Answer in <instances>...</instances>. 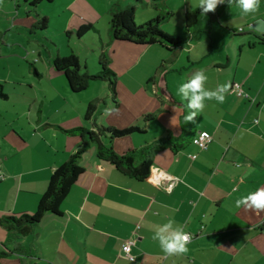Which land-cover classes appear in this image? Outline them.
<instances>
[{
  "label": "crops",
  "instance_id": "crops-1",
  "mask_svg": "<svg viewBox=\"0 0 264 264\" xmlns=\"http://www.w3.org/2000/svg\"><path fill=\"white\" fill-rule=\"evenodd\" d=\"M224 5L226 2L216 9L215 21L209 22L204 16L209 28L206 42L191 31L192 26L185 43L174 49L160 44L137 45L114 40L109 29L107 45H122L132 63L150 49L160 51L171 64L178 56V73L182 75L187 69L186 81L194 71L203 69L208 77L206 89L215 90L218 85L238 82L251 99L236 97L229 90L223 103L206 100L204 110L195 118L194 139H189L177 151H158L143 179L129 177L99 159L94 145L89 143L78 159L83 172L62 201L59 215L44 214L17 239L0 225V252L4 248L13 249L16 242L29 250L0 255V264H264V211L256 214L235 205L240 197L264 188V150L257 152L256 149L252 155L242 147L248 136H253L244 128L246 125L252 128L255 124L264 132V35L249 28L256 20L264 19V6L243 17L244 29L233 30V34H248L247 37L232 36L221 41L210 36L212 24L225 27L231 22L218 18L220 7H239ZM118 9L123 7L109 9L108 14ZM55 11L58 17L69 12L63 29L72 37L75 32L76 46L90 31L79 37L76 30L85 22L95 25L93 18L86 19L92 10L84 6L69 3L56 6ZM40 13L34 21L27 18L17 22L20 30L34 35L38 29L36 22L45 16L44 12ZM4 45L8 44L2 40L0 57ZM21 48L19 56L15 55L28 60L31 51ZM199 48L201 52L193 54ZM250 50L258 51L259 56L248 63L245 58ZM38 54L39 59L30 60L25 73L33 80L27 85L30 92L22 90V79L17 78L20 71L0 68V90L6 94L0 97V216L21 217L34 213L52 171L86 139L67 130L76 127L95 130L94 122L105 121L115 128L137 125L143 129L121 137H105L104 142L117 153L137 149L168 135L191 136L181 126L182 117L190 111L187 101L179 97L178 101L162 98L153 105L137 100L125 106L117 102L112 109L114 116L108 113L101 120L95 114L99 105L92 118L85 119L90 100L79 96L84 90L71 92L63 74L52 66L53 57L59 53L48 55L42 67L38 65L40 51ZM81 69L90 73L86 65ZM8 83L12 85L11 93L7 91ZM148 114L152 117L143 120ZM200 130L212 136L203 150L195 143ZM262 143L264 148V140ZM157 180L162 185H157ZM169 183L172 188L167 191ZM168 220L192 235L185 254L165 256L158 241L152 239L155 227ZM130 239H134L131 248L134 260L128 259L122 250L124 242Z\"/></svg>",
  "mask_w": 264,
  "mask_h": 264
},
{
  "label": "rangeland",
  "instance_id": "rangeland-1",
  "mask_svg": "<svg viewBox=\"0 0 264 264\" xmlns=\"http://www.w3.org/2000/svg\"><path fill=\"white\" fill-rule=\"evenodd\" d=\"M31 2L32 0H0V39L6 41V44H8L1 47L0 68L5 71H20L22 76L17 75V78L22 79V83L24 84L22 85V90H29L27 85L33 82L30 75H26L25 73L29 66V61L39 59V51V66L46 65L48 55L58 52V55L62 57L73 53L80 57L81 67L86 65L90 74H97L101 71L102 66H100L99 60L104 59L106 60V66L114 74L109 75L110 79L91 81L88 88L79 93L81 98L85 97L87 100H91L92 98L101 99L100 109L98 113H95L99 120L104 119L108 113L114 116L112 109L117 102L125 106L135 100L148 105H153L162 98L178 101L179 97L184 101L178 94V87L180 84L186 82L185 74L187 69L182 71V75L178 73V56L175 58L173 64H171L165 60L166 57L160 51L150 49L148 53L141 57L139 56L132 63L131 60L127 59L128 57L122 45H107L109 38L108 22L110 18L108 10L115 7L135 6L134 21L138 25L149 19H153L161 10H167L172 15L161 23L160 28L174 37L186 38L188 29L185 27V10L195 9L198 0H53L51 2L41 0L34 5V8L29 4ZM225 2L226 5L224 6H238L234 1L229 5L227 0ZM69 3H72L73 6H84L88 11L92 10L91 16L89 15L86 19L93 18L94 26L97 30L96 33L90 30L83 36L80 41L81 43L78 42L77 46L74 37L75 32L72 37L70 34L67 35L63 29L64 19L69 12L66 11L65 15L58 17L55 11L56 6H67ZM218 6H222V4ZM259 6H264V2ZM40 12H44L48 18L47 27L43 30L35 29V34L31 36L27 32H22L17 22L26 20L27 18L34 21L37 19L36 14L39 15L41 14ZM28 13L31 16L27 17ZM244 16L247 15L243 14L239 7L237 9L220 7L218 18H226V20L231 22L229 24L226 23L225 27L212 24L210 36L221 41H224L223 38L230 39L232 36H238L240 39L247 37L248 34H233V30L238 31L239 28H245V24L241 22ZM87 23L85 22V24ZM191 31L199 39L207 41L209 28L204 16L198 15L197 23ZM98 34L101 36L102 45ZM203 45L206 47V43H203ZM234 45L235 51H237V41L234 42ZM21 47L31 51L28 60L18 57L19 51L22 49ZM101 49L105 51V55L101 54ZM197 52L200 53L201 49H196L193 54H197ZM9 53H13V55L9 56ZM249 54L247 59L245 58V61L248 63L259 56L258 51L252 52L250 50ZM182 58L184 57L181 56ZM30 66L32 69L33 65L30 64ZM114 76L115 91L112 89L110 83V81L114 80ZM11 87L12 85L8 83L7 91L9 93L12 92ZM234 96L239 97L237 95ZM249 97L251 99L250 95ZM102 124L107 125V122L105 121ZM244 128L253 134V136H248L245 144H242L245 152L254 155L256 149L257 152L260 149L264 150L262 143L264 132L255 124H252V128H249V125H246ZM251 138L253 139L252 141L250 140ZM255 141L256 143H254Z\"/></svg>",
  "mask_w": 264,
  "mask_h": 264
},
{
  "label": "trees",
  "instance_id": "trees-1",
  "mask_svg": "<svg viewBox=\"0 0 264 264\" xmlns=\"http://www.w3.org/2000/svg\"><path fill=\"white\" fill-rule=\"evenodd\" d=\"M27 1V0H24ZM41 0H32L30 5L34 6ZM53 1V0H46ZM234 3L235 0H233ZM237 4V3H236ZM134 9L135 6H127L123 9L115 10L109 18V34L110 37L118 41H127L137 45H150L160 44L168 49H174L178 46H182L185 43V38L174 37L160 28L162 22L166 21L171 12L167 10H161L153 19H149L144 23L138 25L134 21ZM200 9L196 8L193 11L185 12V27L190 29L197 22ZM209 22L217 19L216 12H210L205 15ZM48 19L46 16H41L36 22V27L43 30L47 27ZM89 30H96L90 23L81 25L76 30V35L81 37ZM70 32L66 31L68 35ZM0 39V43H1ZM101 71L97 74H90L82 71L78 57L71 53L68 56L55 55L52 59V66L54 69L63 74L66 83L73 93L81 92L88 88L91 81L104 80L109 78V75H114L106 66V60H99ZM33 65V64H32ZM34 73L37 71L32 67ZM112 89L115 91V76L114 80L110 81ZM0 97H6L0 90ZM101 99H91L86 106L84 117L89 120L92 118L97 107L100 105ZM189 111H191L189 109ZM150 114L144 115L143 120L150 119ZM95 130H85L83 127H76L67 132L78 133L82 138H86L82 141L81 146L77 151L72 153L68 159L56 167L49 176L48 183L45 191L38 200L34 213L25 214L21 217H15L13 215L0 216V225H4L14 239L26 234L29 228L38 222L44 214L52 213L59 215L61 213L60 205L71 186L74 184L78 176L83 172V168L78 164V159L85 151L87 145L92 143L95 147L96 155L99 159L104 160L112 164L121 173L135 178H145L154 161L155 154L163 149H170L177 151L189 140L194 139V122H186L184 117L181 119V126L184 133L188 132L191 136L189 138L174 137L168 135L164 138L157 139L137 149L128 150L125 153H117L114 151L111 145L104 142L105 137L115 138L125 135H130L134 132H142L143 129L137 125H130L125 128H115L109 125L93 123ZM10 234V235H11ZM11 252L28 253V248H24L20 243L16 242L13 249L8 250L4 248L0 255H5Z\"/></svg>",
  "mask_w": 264,
  "mask_h": 264
},
{
  "label": "clouds",
  "instance_id": "clouds-1",
  "mask_svg": "<svg viewBox=\"0 0 264 264\" xmlns=\"http://www.w3.org/2000/svg\"><path fill=\"white\" fill-rule=\"evenodd\" d=\"M245 15L255 13L259 8L260 0H235ZM225 0H198L196 8L200 9L201 16L207 13L215 12L218 5L224 4ZM228 5L233 0H227ZM250 30L255 31L259 35H264V19L255 21V25H249ZM208 77L203 69L194 71L186 82L178 87V94L187 101V107L191 110L184 117L186 122H195L197 113L202 112L205 108L206 100H215L223 103L225 95L229 93L232 87L231 83L218 85L215 90L205 88ZM235 190V189H234ZM237 208L243 206L245 210H251L256 214L264 211V188H259L255 192H250L246 196H242L235 201ZM153 240L158 241L161 251L165 256H178L188 251L187 244L191 241V235L176 225L173 220L157 225L152 236ZM129 251L128 246L124 249ZM134 259V258H133Z\"/></svg>",
  "mask_w": 264,
  "mask_h": 264
},
{
  "label": "built area",
  "instance_id": "built-area-1",
  "mask_svg": "<svg viewBox=\"0 0 264 264\" xmlns=\"http://www.w3.org/2000/svg\"><path fill=\"white\" fill-rule=\"evenodd\" d=\"M242 28H239L238 31H241ZM232 87L230 88V92L231 93H234L235 95L237 96H241V97H244V98H248V94L247 92L242 88V85L238 82H233L232 84ZM212 140V136L211 134L206 131V130H200L197 132L196 134V137H195V143H196V146L200 149V150H203V149H206L208 144L211 142ZM1 177V176H0ZM157 185H162L158 180L155 182ZM172 188V184L169 183L168 185H166V190L167 191H170ZM191 235V234H190ZM192 237V235H191ZM134 244V239H130V240H127L126 242H124L123 246H122V250H123V253L124 255L130 259V260H134V255L131 253V248H132V245ZM125 246H128L129 248V251L126 252L124 249H125Z\"/></svg>",
  "mask_w": 264,
  "mask_h": 264
}]
</instances>
